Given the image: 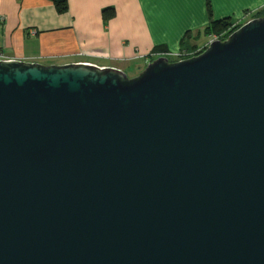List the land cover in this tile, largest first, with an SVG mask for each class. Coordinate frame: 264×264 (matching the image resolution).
Wrapping results in <instances>:
<instances>
[{"label": "water", "instance_id": "water-1", "mask_svg": "<svg viewBox=\"0 0 264 264\" xmlns=\"http://www.w3.org/2000/svg\"><path fill=\"white\" fill-rule=\"evenodd\" d=\"M0 264H264V16L133 78L0 60Z\"/></svg>", "mask_w": 264, "mask_h": 264}, {"label": "crops", "instance_id": "crops-1", "mask_svg": "<svg viewBox=\"0 0 264 264\" xmlns=\"http://www.w3.org/2000/svg\"><path fill=\"white\" fill-rule=\"evenodd\" d=\"M67 7L59 13L53 0H0L3 60L123 72L135 65L141 73L157 48L182 53L183 39L197 45L213 21L244 25L264 12V0H67Z\"/></svg>", "mask_w": 264, "mask_h": 264}, {"label": "trees", "instance_id": "trees-1", "mask_svg": "<svg viewBox=\"0 0 264 264\" xmlns=\"http://www.w3.org/2000/svg\"><path fill=\"white\" fill-rule=\"evenodd\" d=\"M53 2H54L56 10L59 13H64L65 11H67V9H68L67 0H53ZM108 11H110V10H108ZM208 12H209L210 17H212V12H211L210 8L208 9ZM263 16H264V12L257 13L255 15V19L261 18ZM233 24L234 23L231 22V20H229V19H224V20H220V21H213L207 28H205V30L203 31V34H205V36H213V35L214 36H222V35H224V37L229 38V36L231 34H233L241 26H243V25H237V26H235L234 30H231V27ZM181 45L183 47L182 50L188 51V52L195 50L196 46H197L196 44L195 45L187 44L186 39L182 40ZM157 50L159 52L152 55L153 58L151 61H154L156 58H158L160 52L164 53V49H162V48H160V49L157 48ZM171 62H173V61H171Z\"/></svg>", "mask_w": 264, "mask_h": 264}, {"label": "rangeland", "instance_id": "rangeland-1", "mask_svg": "<svg viewBox=\"0 0 264 264\" xmlns=\"http://www.w3.org/2000/svg\"><path fill=\"white\" fill-rule=\"evenodd\" d=\"M235 26H237V24H233L232 25V27H231V30H234L235 29ZM214 36V35H213ZM207 38L206 39H204V40H202L201 42H199L198 44H197V46H196V49L195 50H193V51H190V52H188V51H183L182 53H184V54H192L193 56H197V55H200V53H202V52H204L207 48H208V45H209V43H210V41H211V39H212V36H206ZM207 42H208V44H207ZM206 43V44H205ZM204 44H205V46H204ZM204 46V47H203ZM180 54V53H179ZM153 58V57H152ZM171 61H173V62H176L177 60L176 59H172ZM143 62L141 61V62H139V66L142 64ZM137 65V64H136ZM137 65V66H138ZM136 66L135 65H133V66H131V67H129V68H125V71H124V73L126 74V76L128 77V78H133L134 77V75L133 74H137V76L140 74V73H137V72H134L135 70H134V68H135ZM146 67H144V69H145ZM141 69H143V68H141ZM143 69V70H144ZM142 70V71H143ZM140 71V70H139Z\"/></svg>", "mask_w": 264, "mask_h": 264}, {"label": "built area", "instance_id": "built-area-1", "mask_svg": "<svg viewBox=\"0 0 264 264\" xmlns=\"http://www.w3.org/2000/svg\"><path fill=\"white\" fill-rule=\"evenodd\" d=\"M228 38H226V37H224V35H222V36H212V39H211V41H210V43H209V45H211L213 42H215V41H221V42H223V41H226ZM208 45V46H209ZM196 56V55H195ZM159 57H166V58H168L169 60H171V59H176L177 61H181V60H186V59H189V58H192V57H194L192 54H184V53H180V54H175V55H172V54H168V53H163V54H160L159 56H158V58ZM157 59V58H156ZM0 60H2L3 61V58H2V56H0ZM4 61H6V60H4ZM176 61V62H177ZM25 62V61H24ZM30 63H34V62H30ZM87 64H89V63H87Z\"/></svg>", "mask_w": 264, "mask_h": 264}, {"label": "clouds", "instance_id": "clouds-1", "mask_svg": "<svg viewBox=\"0 0 264 264\" xmlns=\"http://www.w3.org/2000/svg\"><path fill=\"white\" fill-rule=\"evenodd\" d=\"M257 19V18H256Z\"/></svg>", "mask_w": 264, "mask_h": 264}]
</instances>
